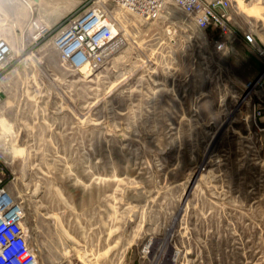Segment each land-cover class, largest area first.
Here are the masks:
<instances>
[{
	"label": "rangeland",
	"instance_id": "1",
	"mask_svg": "<svg viewBox=\"0 0 264 264\" xmlns=\"http://www.w3.org/2000/svg\"><path fill=\"white\" fill-rule=\"evenodd\" d=\"M91 1L0 0L1 185L38 261L264 264V104L254 120L244 91L264 70V0L230 10L256 48L217 50L176 8L115 13L117 50L79 71L51 41Z\"/></svg>",
	"mask_w": 264,
	"mask_h": 264
},
{
	"label": "built area",
	"instance_id": "2",
	"mask_svg": "<svg viewBox=\"0 0 264 264\" xmlns=\"http://www.w3.org/2000/svg\"><path fill=\"white\" fill-rule=\"evenodd\" d=\"M170 8H176L199 31L218 34L219 39L215 42L217 50H223L228 42L239 40L230 27L229 0H92L64 21L52 38V48L61 62L72 69L99 70L119 45L117 32L121 26L114 17L115 13L150 21L159 14L168 15ZM39 31L42 35L48 32L43 28ZM240 40L251 48L258 47L251 32L243 34ZM256 51L264 55V46ZM10 52L9 45L0 40V65L7 60ZM263 77L264 70L244 85L246 95L254 98V120L260 118L264 104ZM1 180L0 171V264H41L30 247L20 208L2 187Z\"/></svg>",
	"mask_w": 264,
	"mask_h": 264
},
{
	"label": "crops",
	"instance_id": "3",
	"mask_svg": "<svg viewBox=\"0 0 264 264\" xmlns=\"http://www.w3.org/2000/svg\"><path fill=\"white\" fill-rule=\"evenodd\" d=\"M207 1H211V0H207ZM253 1H254V0H248V1H247V5L252 4ZM257 1H259V0H257ZM35 2H36V3H39V0H35ZM50 11H52V12H61V11H62V7H61V6L54 7V8H52ZM239 40H240V39H239ZM263 46H264V43H263ZM263 80H264V77H263Z\"/></svg>",
	"mask_w": 264,
	"mask_h": 264
},
{
	"label": "bare ground",
	"instance_id": "4",
	"mask_svg": "<svg viewBox=\"0 0 264 264\" xmlns=\"http://www.w3.org/2000/svg\"><path fill=\"white\" fill-rule=\"evenodd\" d=\"M230 1V3H231V6H232V4L235 2V0H229ZM33 26H34V28L35 29H42V27L39 25V24H37V23H33ZM117 31V30H116ZM115 31V32H116ZM118 33V32H117ZM79 71H82V70H86L85 68H80V69H78Z\"/></svg>",
	"mask_w": 264,
	"mask_h": 264
}]
</instances>
